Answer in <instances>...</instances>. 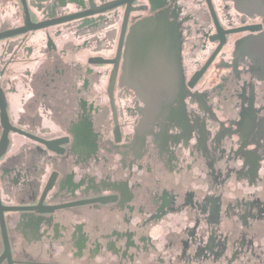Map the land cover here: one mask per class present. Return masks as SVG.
Returning a JSON list of instances; mask_svg holds the SVG:
<instances>
[{"label":"flooded vegetation","instance_id":"obj_1","mask_svg":"<svg viewBox=\"0 0 264 264\" xmlns=\"http://www.w3.org/2000/svg\"><path fill=\"white\" fill-rule=\"evenodd\" d=\"M245 1L0 0V264H264V0ZM158 15L181 93L150 105L125 50Z\"/></svg>","mask_w":264,"mask_h":264},{"label":"water","instance_id":"obj_2","mask_svg":"<svg viewBox=\"0 0 264 264\" xmlns=\"http://www.w3.org/2000/svg\"><path fill=\"white\" fill-rule=\"evenodd\" d=\"M234 1L243 11L246 1ZM260 13L264 16V3ZM125 58L126 69L132 74L127 85L146 103L152 105L164 97L168 103L172 100L169 96L181 93L180 36L176 25L166 17L138 21L130 29Z\"/></svg>","mask_w":264,"mask_h":264}]
</instances>
